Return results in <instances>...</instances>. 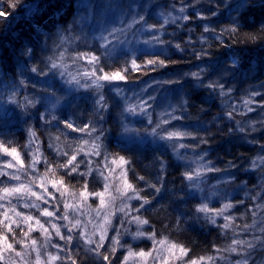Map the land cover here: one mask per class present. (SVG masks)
I'll return each mask as SVG.
<instances>
[{"label":"trees","instance_id":"trees-1","mask_svg":"<svg viewBox=\"0 0 264 264\" xmlns=\"http://www.w3.org/2000/svg\"><path fill=\"white\" fill-rule=\"evenodd\" d=\"M0 13V145L9 151L15 148L26 171L36 156V183L47 171L49 182L53 178L64 181L59 187L67 196L80 198L84 184L87 192L98 193L103 162L123 156L128 161L127 182L140 197L132 208H139L137 216L148 221L142 224L147 235L188 249L185 260L237 264L257 253L256 261L264 264L260 243L264 240V0H248L246 5L242 0H0ZM114 18L123 20V26L133 24V31H146L144 38H153L149 49L109 51L94 43L95 27ZM141 18L146 23H138ZM233 28L236 31H230ZM93 56L99 57L96 63L89 62ZM133 60L140 65L138 70L133 69ZM148 60H164L166 66L148 65ZM98 67L105 73L121 71L125 79L98 88L94 83L102 73H97L84 83L83 90L70 82L72 75L84 77L86 68L92 72ZM192 73H199L200 79ZM154 82H163L164 95L174 98L166 113L171 121L166 124L168 131L188 135L128 144L122 134L123 126L131 125L133 118L127 111L134 103L130 96ZM214 82L226 94L219 87L206 86ZM153 88H148L146 96L160 98L163 90ZM53 103L58 109L52 115ZM102 103L105 108L100 107ZM134 121L139 132L151 129ZM153 122L155 128L157 116ZM67 123L88 131L95 126L96 131L91 135L74 132L65 127ZM31 142L38 153L34 154ZM93 144L100 145L99 155L94 154ZM77 148L83 151L76 152ZM187 150L204 159L213 180L230 181L225 185L232 193L229 228L224 229L216 218L212 224L198 211L203 202L187 178L191 175ZM72 154L77 156L73 165L79 167L66 174L57 165ZM87 172L91 175H78ZM7 180H0V195L9 188L4 184ZM149 185H156L160 192ZM145 199L150 203L145 204ZM8 208L0 206V236L7 234L10 242L19 241L14 247L20 251L31 239L39 241L40 232L23 220L31 216L28 210L15 217L9 232L5 225L14 215ZM234 240L251 242L253 247L238 246ZM75 241L77 251L70 262L124 263L125 249L112 251L106 243L92 254L81 240ZM103 255L109 259L102 260ZM62 258L68 256L64 253Z\"/></svg>","mask_w":264,"mask_h":264},{"label":"rangeland","instance_id":"rangeland-1","mask_svg":"<svg viewBox=\"0 0 264 264\" xmlns=\"http://www.w3.org/2000/svg\"><path fill=\"white\" fill-rule=\"evenodd\" d=\"M122 24H124V21L119 18L110 19L108 24H98L95 27V33H93L91 39L94 43L98 42L101 49H111L109 51H112L113 49H124L128 50L129 52H137L141 49H149L153 38H151V41L149 39H145L144 34L146 31L141 32L137 29L133 31V24H130L132 27H129V25L123 26ZM110 32H114L115 35H109ZM105 37H107V39H104ZM109 41H111V43H109ZM106 44L107 48L105 47ZM233 62L238 64L236 58H233ZM90 71L91 70L86 68V73H89L88 76L79 77L72 75L70 77L71 83L76 82L77 90L85 89L84 83L87 80L92 79V77H96L95 75H91L93 71ZM112 82L116 81L100 80L96 81L94 84H99L101 87H104L106 85H110ZM162 84L164 83L154 82L149 86L146 85L141 87L140 90L132 92V96H130V98L134 100L132 107H134L136 111L135 113H130L131 117H133L131 120V125L128 123L125 124V126H123L124 130L122 134V139L127 141L128 144H144L148 141H157L158 138L152 135L154 129L152 128V124H154L153 121H155L156 116L158 125L160 123L162 124L160 128L155 127L158 133L161 131V128L168 127L166 124L171 123V121L167 118L166 113L168 110H170V107H172L174 98L172 96L167 97L164 95V86ZM149 87H154L153 89H155L156 92L163 90V93L160 95L161 97H147L146 91ZM115 90L117 91L118 89ZM126 90V88L123 89V91ZM126 93L130 101L128 91H126ZM137 105L140 107H137ZM49 109L50 114L53 115V113L57 112L58 105L53 103L50 105ZM141 109H143V111ZM153 116L154 120L152 121ZM134 120L142 121L144 126L151 129L139 132L133 126L135 125ZM165 121H167V123H165ZM161 134L167 135L166 132ZM31 139H34L33 135L30 137V140ZM175 139H177V137H175ZM32 144L33 142H31V145ZM32 146L34 147V154L38 153L36 149L37 145L34 143ZM188 153L191 155V160H189L187 164L190 165V174L194 177V179L189 180V182L195 185L196 192L201 198L203 205L206 204L209 209H222L225 204H228V201L232 197V193L226 190L225 187V185L230 181L226 179H220L219 181L213 180V176H211V168L204 164V159L194 156V152L187 150V154ZM35 157L36 156L33 158L34 160L32 165H30L28 171H26L24 163H20L22 159L19 155H16L15 157L10 156L7 152H4L3 149H1L0 172L7 173V175L0 176V180L3 177H7L8 180L7 182H4V184L9 188L18 187L23 184L27 187H30L37 193H42L43 189L39 187L40 181H38L36 184L30 183V181L37 178L35 175H38L37 168L39 162L38 160H35ZM9 164L12 165V167H6V165ZM106 165H110V167H106ZM125 169L126 165L117 166L103 162L104 176L108 177L107 180H104V178L101 177L102 184L99 192L105 193L103 196V199L105 200V206L103 207L100 205L101 197L96 195L80 198H74L67 196L66 194L61 196V192L57 191L56 188H53L52 184L48 180L45 181L48 192L56 197V199H53L50 195L45 196V199L48 200V204H44L42 200H37L35 197L26 195L23 192L13 193L6 196L3 191V194H1L0 197H4V199H1V201H4V203H1V205L2 207L8 206V210H10V208L12 210L15 209V211H9L14 215V217L12 216L9 218V223L11 225L16 224L12 223L15 217H20L16 216V212L21 213V211L28 210V212L31 214L33 220L28 222L32 223L34 228L40 232V240L38 241L36 248H39L42 252L40 257L41 264H62V262L63 264H70V258L73 254L76 255L75 252L77 251L78 243L75 241L76 239L81 240L82 245L88 251H90L89 249H92V251H90L92 254H96V252L100 251L104 245H106V243H109L110 247H113V242L118 241V243L115 244V250L125 249L124 264H183L186 256H182L178 249L170 250V245L166 244L164 241L154 240L151 236L145 233L142 224L137 223L135 220V217H138V212L133 211L132 206L135 202H137V199H130L129 197L136 194L132 191V189L127 188V184L129 183L127 182L126 177L120 175L121 172L126 173ZM110 171H112L111 175H109ZM13 175L20 176V180L17 181L11 179ZM26 175L29 177L23 178V176ZM105 184L109 185L107 190H105ZM61 191L63 190L61 189ZM25 203H34L38 205L39 208L25 207ZM65 203L72 205V207H65ZM52 205H55L56 207L53 208ZM214 206L217 207L215 208ZM43 208H47L49 211H55L56 216L60 218L54 219L43 216L40 211V209ZM96 209H99V211L97 212ZM109 210L114 213L113 215L109 216L111 224L105 223V221L102 219V217L108 214ZM230 212L231 211L228 209L224 213V216H215V218L219 219L223 224L228 223L224 217H230ZM64 214L69 216V220H71L72 223H69V220L62 219ZM209 215H215V213L211 212ZM36 219H39L41 223H44L48 231L52 233L50 238H45V233L40 230L39 226L35 223ZM76 220L81 222L78 226H74ZM45 221H48V223H45ZM53 224L60 227L62 234L70 235L73 237V239L67 243L65 240L60 239L59 236L55 235V229H53L51 226ZM97 225H103L107 231L102 232L101 229L97 227ZM69 227L73 229L71 232H68ZM85 233H87L88 238H91L94 243L89 244L86 242ZM101 235L105 236V239L102 241L100 240ZM95 242L101 243L102 247L97 248ZM145 244L146 248L144 249L142 246ZM21 245H24V243ZM25 245H27V247L24 246L21 251L16 250L21 253H25V255L22 257H17L14 252L5 253L6 259L0 260V264H7L8 260L11 261V264H35L36 251L33 249L31 241L25 243ZM135 247H138V250ZM129 249L132 253H134V255L129 254ZM140 252H144L146 255L142 257L139 255ZM64 253L68 256L67 260L63 258L62 261L51 259L52 256L62 257ZM149 253L150 255H147ZM256 256L257 253H252L251 256H247L248 264H262L256 261ZM198 262H200V264H212L210 261Z\"/></svg>","mask_w":264,"mask_h":264},{"label":"snow or ice","instance_id":"snow-or-ice-1","mask_svg":"<svg viewBox=\"0 0 264 264\" xmlns=\"http://www.w3.org/2000/svg\"><path fill=\"white\" fill-rule=\"evenodd\" d=\"M242 2H243V4L246 5L247 2H248V0H242ZM181 11H184V9H181ZM0 14H2V13H0ZM137 22L138 23H146V21H143L142 18L139 21H137ZM129 27H132V25H129ZM205 31H208V29L205 28ZM230 31H233L234 32V31H236V29L233 28V29H230ZM109 35H115V33L114 32H110ZM104 39H107V37H105ZM109 43H111V41H109ZM105 47L107 48V44L105 45ZM176 48L179 49L180 48V45L177 44L176 45ZM98 60H99V57H94L93 56V57H90L89 62L90 63H96ZM131 63H132L133 69H137L138 70L140 68V65H137L135 60H133ZM147 64L148 65L166 66L164 60H148L147 61ZM52 67L53 68H56L57 65L53 64ZM35 70L36 69H33V71H35ZM127 70L128 69L125 68L122 71H127ZM153 70H155V69H153ZM97 73H102V74L101 75H97ZM84 75L85 76H88L89 73H85ZM91 75H97V80H101V81H112V80H124L125 79V77L121 74V71H115V72H111V73H105L104 72V69L102 67L96 68L91 73ZM191 75L193 77H195L197 80L200 79V74L199 73H192ZM165 83H173V81H166ZM198 86H204V85L201 84V85H198ZM206 86L208 88H217V87H219L221 89V93L222 94H226V93H223V87H222V85H219L218 82L209 83ZM97 87L99 88V87H101V85L98 84ZM245 103L246 104H250L251 101H245ZM100 107L101 108H105L106 105L102 103L100 105ZM137 107H140V106L137 105ZM141 110L143 111V109H141ZM127 111L128 112H131V113H135L136 109L134 107H129L127 109ZM249 111H251V109H249ZM169 116H170L171 119H179V117H173V116H171V114H169ZM101 118H103V117L101 116ZM165 123H167V121H165ZM65 127L68 128V129H72L74 132L75 131L87 132L88 135H91V132L96 131L95 126H92L91 131H88L85 128H79V129L78 128H74L72 123H67L65 125ZM156 127L157 128H160V125H156ZM164 132H166L167 135L161 134V133H164ZM152 135L154 137L158 138L159 140H170V139H172L174 137H182V136L188 135V134L187 133H179V132H170V131H168L167 128H161V131L158 133L156 131V129L154 128L153 129V132H152ZM97 139H99V137H97ZM84 143H87V141H85ZM92 147L97 150L94 154L99 155L100 145L99 144H93ZM180 147L183 148V147H185V145L181 144ZM0 148H3V151L4 152H7L10 156H14L15 157L17 155L15 148H12L10 151H9V148L4 147L3 145H0ZM75 151L76 152H82L83 149L82 148H77ZM64 155H68V153H64ZM76 159H77L76 154H72V155L69 156L68 160L65 163L58 164L57 167L58 168H64V169H66V174H71L72 172H76L77 169H78V167H79L78 164L73 165V161H76ZM20 163H23V162L21 161ZM127 163H128V161L123 156H119L118 159H113V160L110 161V164L111 165H117V166H123V165H125ZM6 167H12V165L9 164V165H6ZM106 167H110V165H106ZM217 171H218V169H217ZM111 174H112V171L109 172V175H111ZM3 175H7V173L0 172V176H3ZM48 175H49V172L46 171L43 174V176L40 178L39 187H41L43 189V192L42 193H37L36 191H33L30 187H27V186H25L23 184H21L18 187H13V188H7L6 187V188L3 189V191H4V193H5L6 196L7 195H11L13 193H21V192H23L26 195H29L31 197H35L37 200H42L44 204H48V200L45 199V196H49L50 195V196H52L53 199H56V197L54 195H52L51 193L48 192V188H47V186L45 184V181H47V179H48ZM52 175H53V177H55V172L54 171L52 172ZM78 175L87 176V175H91V172L78 173ZM120 175L126 177V173H124V172H121ZM98 176L103 177L104 180H107L108 179L107 176H104L103 169H99L98 170ZM187 178L189 180L194 179V177L191 176V175H188ZM11 179H14V180L19 181L20 180V176L13 175L11 177ZM140 179L143 180L144 177H140ZM0 182H2V181H0ZM125 182H126V180H125ZM30 183L31 184H36V180L30 181ZM50 183L52 184V187L53 188H56L57 191L61 192V196H63L64 192L61 191V187H59V186H63L64 181L62 179L53 178L50 181ZM149 186L152 187V188H154L157 193L160 192V188L156 187V185H149ZM104 187H105V190H107V188L109 187V185L108 184H105ZM82 188H83V190L79 192V196L80 197H86V196L95 194L96 196L101 197V199H100V205L102 207L105 206V200L103 199V196L105 195L104 192L89 193V192H87V184L82 185ZM127 188L132 189V191L134 193H136V189L133 188V185L132 184H127ZM64 191H67V188H65ZM75 195H77V193L74 192L73 193V196H75ZM129 198L130 199H140L138 193L136 195H133V196L129 197ZM0 199H4V197H0ZM9 203H10V201H9ZM144 203L145 204H148L150 202L147 199H145L144 200ZM0 206H2V205H0ZM24 206L25 207H36V208H39V206L36 205V204H34V203H25ZM64 206L65 207H72V205L67 204V203H65ZM52 207L55 208L56 206L55 205H52ZM231 207H232V205L225 204L222 209H209L208 206L205 204V205L201 206L198 209V211L199 212H202V213H205L206 218L209 219L212 224H216L215 216H224V213L229 208H231ZM13 211H15V209H13ZM40 211H41V213H42L43 216H46V217H49V218H54V219L55 218H60V217H57L56 216V212L55 211H49L47 208L40 209ZM96 211L98 212L99 209H96ZM136 211H139V208H137ZM211 212H214L215 215H209V213H211ZM15 214H16V216H21L22 215L20 212H16ZM113 214L114 213H112L109 210L108 214L105 215L104 217H102V219L105 221V223L111 224V221L109 219V216H111ZM4 217H5L6 220L8 219V216H7V213L6 212L4 213ZM62 219L69 220V216L67 214H64L63 217H62ZM224 219L226 221H228V223H224L222 225V227L224 229H227V228H229L231 226V220L233 218L232 217L225 216ZM23 220L24 221H32L33 220V217L32 216H24L23 217ZM135 220L137 221V223H140V224H146V223H148V221L142 220L140 217H135ZM0 223H3V221H0ZM12 223H16V221L13 220ZM35 223L39 226L40 230H42L45 233V238L46 239H48V238H50L52 236V233H50L48 231V229L45 227V224L44 223H41V221L39 219H36L35 220ZM45 223H48V221H45ZM69 223H72V221L69 220ZM80 223L81 222L79 220H76L74 226H78ZM17 226L19 227V224ZM51 226H52L53 229H55V235L56 236H59L60 239L65 240L66 243L69 242V241H71L73 239V237L70 236V235L62 234L61 233V230H60V227H58L57 225L53 224ZM5 227L8 228L9 232L12 231L11 224H7V225H5ZM97 227H99L102 232L107 231V229H105L103 225H97ZM72 230L73 229L71 227L68 228V232H71ZM261 231L264 232V228H262ZM26 235H27V233H26ZM138 235H139V233H138ZM85 238H86V242L87 243H89V244L94 243V241L91 238H88L87 233H85ZM104 239H105V236L101 235L100 240L102 241ZM18 243H19V241H16L14 239L10 242L9 237H8L7 234H4V235L0 236V260H5L6 259L5 253H9V252H14L17 257H22L23 255H25V253H21L19 251H16V249L14 248V244H18ZM95 243H96V247L97 248L102 247V244L101 243H99V242H95ZM116 243H118V241H114L113 242L112 251H115V244ZM233 243L236 244V245H238V246L239 245H245V246H247L249 248L253 247V245L251 244V242H248V241L234 240ZM260 243H261V245H264V240L260 241ZM37 244H38V239L37 238L31 239V245H32L33 249L36 251L35 264H41L40 257L42 255V252L40 251L39 248H36V245ZM26 247H27V245H26ZM171 249H178L182 256H187L188 249L184 248L183 246H179V245H176V244H171L170 245V250ZM89 250L92 251V249H89ZM217 250L219 251V249H217ZM230 250L232 252H235L236 251V248L232 247V248H230ZM129 254L130 255H134V253H132L130 249H129ZM97 255H101V254L100 253H97ZM139 255L143 257V256L146 255V253L140 252ZM147 255H150V253L147 254ZM249 255H250V253H249ZM51 259L52 260H61L62 261V257H60V256H52ZM108 259H109V256H107V255H103L102 256V260H108ZM203 259L204 258H201V261H203ZM208 259H212V258H208ZM7 264H11V261L8 260L7 261ZM62 264H63V262H62ZM71 264H76V261L73 260L71 262ZM183 264H200V262H198L196 260H192L191 258H188V259H186V260L183 261ZM237 264H248L247 257L245 256L241 261H238Z\"/></svg>","mask_w":264,"mask_h":264},{"label":"bare ground","instance_id":"bare-ground-1","mask_svg":"<svg viewBox=\"0 0 264 264\" xmlns=\"http://www.w3.org/2000/svg\"><path fill=\"white\" fill-rule=\"evenodd\" d=\"M173 105V104H172ZM124 264V263H123Z\"/></svg>","mask_w":264,"mask_h":264}]
</instances>
